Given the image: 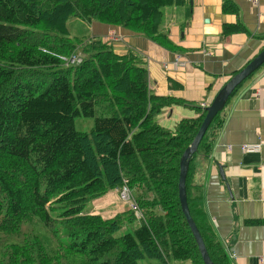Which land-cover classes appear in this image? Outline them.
Masks as SVG:
<instances>
[{
	"label": "trees",
	"instance_id": "1",
	"mask_svg": "<svg viewBox=\"0 0 264 264\" xmlns=\"http://www.w3.org/2000/svg\"><path fill=\"white\" fill-rule=\"evenodd\" d=\"M188 4L0 0V234L25 229L20 243L0 239V264H205L178 188L181 157L205 112L174 131L162 127L158 116L184 102L152 92L146 59L132 50L119 55L111 39L93 30L85 38L68 30L74 18L89 29H126L171 47L162 31L165 12ZM72 55L82 63L66 67L58 58ZM78 118L94 119L89 133L76 129ZM219 118L190 163L186 186L212 262L230 264L202 224L200 196L192 197L194 162L210 156ZM125 184L142 220L130 208L113 218L85 212Z\"/></svg>",
	"mask_w": 264,
	"mask_h": 264
},
{
	"label": "crops",
	"instance_id": "2",
	"mask_svg": "<svg viewBox=\"0 0 264 264\" xmlns=\"http://www.w3.org/2000/svg\"><path fill=\"white\" fill-rule=\"evenodd\" d=\"M165 19L162 31L171 47L140 34L126 45L121 31L124 45L116 52L139 53L147 61L152 92L184 102L158 116L162 127L174 131L182 120L199 118L205 112L201 105L211 104L264 49V0H190L166 10ZM102 28L95 27L94 35L106 38L112 29ZM179 56L183 64L177 67L173 60ZM213 129L210 156L194 162L192 197L201 198L202 224L223 245L230 264H264V67L232 98Z\"/></svg>",
	"mask_w": 264,
	"mask_h": 264
},
{
	"label": "water",
	"instance_id": "3",
	"mask_svg": "<svg viewBox=\"0 0 264 264\" xmlns=\"http://www.w3.org/2000/svg\"><path fill=\"white\" fill-rule=\"evenodd\" d=\"M264 67V49L254 59H252L246 67L235 73L228 82L219 90L214 100L205 109V118L193 141V143L185 150L180 161V177H179V198L183 214L186 218L192 234L198 244L202 259L205 264H214L209 256L202 235L193 220L188 204L187 196V177L189 174L190 163L197 154L199 146L206 136L208 130L212 126L214 120L219 117L232 98L239 93L243 85L250 81Z\"/></svg>",
	"mask_w": 264,
	"mask_h": 264
},
{
	"label": "rangeland",
	"instance_id": "4",
	"mask_svg": "<svg viewBox=\"0 0 264 264\" xmlns=\"http://www.w3.org/2000/svg\"><path fill=\"white\" fill-rule=\"evenodd\" d=\"M164 21L166 22V19L164 18ZM68 30L70 32V35L73 38H85L88 37L90 34V30L95 31V26L91 27V29H89V26L82 20L79 19H71L68 22ZM121 31H123L122 33L125 36V41H126V45L128 44V40L129 39H133L135 35L138 36L137 33L131 32L129 30L126 29H112V31L109 32V36L113 37H117L115 40V45L117 47H121V45L123 44L124 41V37L121 36ZM164 47V46H162ZM176 59V58H175ZM174 59V60H175ZM173 60V62H174ZM158 121V119H157ZM94 123V119L93 118H78L76 120L75 126L76 129L80 132L83 133H89L92 129ZM122 202L121 199L119 198V194L117 191H113L108 193L107 195L93 200L91 201L85 209V212L87 214L93 215L94 214H100L102 215L104 218H113L115 215H117L118 213H122L124 210H128V206H124V208L122 209ZM96 214V215H97ZM33 223L30 224V226ZM26 228H29V225L26 226ZM125 229V228H124ZM37 230L38 232L43 233L45 230L43 228V226L41 224H39V226H37ZM25 229L23 230L22 233L20 234H0V239L9 242V243H20L23 240V235H24ZM150 262V264H155L156 261L154 260H150V259H144L141 264H148Z\"/></svg>",
	"mask_w": 264,
	"mask_h": 264
},
{
	"label": "built area",
	"instance_id": "5",
	"mask_svg": "<svg viewBox=\"0 0 264 264\" xmlns=\"http://www.w3.org/2000/svg\"><path fill=\"white\" fill-rule=\"evenodd\" d=\"M256 2H258V0H255V3ZM116 38L117 37L116 36L113 37V35L109 37V39H111L112 42H115ZM44 53H47V52L44 50ZM58 58L66 66H75V65L80 64L82 62V59L80 57H78V56H70V57L58 56ZM174 64L177 67H179L181 64H183L182 58L180 56L176 57V59L174 60ZM207 107L208 106L206 104H202L201 105V108H203V109H206ZM244 150L245 151H256V150H258V148L257 147H252V146L251 147L250 146H245ZM121 200L126 202V203L127 202L130 203L132 209L136 212L138 218H142L143 217L141 209L139 208L138 204L132 199V194H131V192H130V190L127 187L126 184H125V186L123 187V189L121 191Z\"/></svg>",
	"mask_w": 264,
	"mask_h": 264
},
{
	"label": "bare ground",
	"instance_id": "6",
	"mask_svg": "<svg viewBox=\"0 0 264 264\" xmlns=\"http://www.w3.org/2000/svg\"><path fill=\"white\" fill-rule=\"evenodd\" d=\"M170 264V263H169Z\"/></svg>",
	"mask_w": 264,
	"mask_h": 264
}]
</instances>
